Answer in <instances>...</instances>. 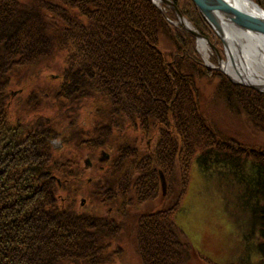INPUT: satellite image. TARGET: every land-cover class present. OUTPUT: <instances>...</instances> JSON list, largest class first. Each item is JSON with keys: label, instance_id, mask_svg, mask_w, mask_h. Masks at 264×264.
I'll return each instance as SVG.
<instances>
[{"label": "trees", "instance_id": "trees-1", "mask_svg": "<svg viewBox=\"0 0 264 264\" xmlns=\"http://www.w3.org/2000/svg\"><path fill=\"white\" fill-rule=\"evenodd\" d=\"M172 1L205 28L192 0ZM170 31L178 44L164 53L158 41ZM193 42L152 0H0V264L96 262L125 232L144 264H219L195 255L175 222L193 154L229 172L225 188L240 184L246 253L223 264H264V148L213 132L197 76L215 77L214 92L248 114L259 105L261 130L264 94L204 68ZM43 72L53 75L47 84L29 86ZM42 94L57 106L42 105ZM102 151L107 160H92ZM85 194L96 211L74 206Z\"/></svg>", "mask_w": 264, "mask_h": 264}, {"label": "rangeland", "instance_id": "rangeland-1", "mask_svg": "<svg viewBox=\"0 0 264 264\" xmlns=\"http://www.w3.org/2000/svg\"><path fill=\"white\" fill-rule=\"evenodd\" d=\"M152 1L164 12L166 21L169 22L173 28H181L185 32L193 35L194 42L192 43V46L194 49V55L195 53L197 54L199 59L198 62L201 65L209 71H216L220 73L230 82L234 83L231 76L235 78L236 75L233 73L229 74L226 70H224L225 65H223V62L225 63L226 57L224 53L223 40H221L214 27L206 18L203 16V18L207 20V23L205 28L201 29L200 26H197L196 22L186 18V16L181 13L180 9L175 4L179 12L182 14L183 19H185L188 27L202 35V37H196L187 28L184 26L182 27L176 11L170 5L161 0ZM259 6L264 11V7L260 4ZM166 8L172 9L175 17L168 16L166 14V10L168 9ZM174 35L175 33L173 34L170 31L167 34L160 36L158 47L161 51L167 53L168 51L172 52V50L176 48L178 44L176 41H178V39L175 41ZM202 38L204 45L201 46L199 45V41H202ZM183 44L181 43V46L186 47L187 44ZM191 50L192 49H190V51ZM221 60L222 64L220 65ZM61 70L62 69L59 71ZM46 76H48V78H45ZM52 76L53 75L50 72H43L41 78L35 80L34 73L30 75L32 83L29 86L39 89L42 85H46L49 78ZM197 77L199 78L198 84L200 87V103L198 110L203 113V117L209 124H213V132L219 133L231 144L251 146L256 149L264 148V130H261L255 121V118L260 116V113L258 112L262 111V108L260 109L259 105L251 106V114H248L240 109L241 106L239 107L237 102H228L214 92L215 77L209 74L206 76L202 75V77H199L198 75ZM234 84L248 87L253 91L259 92L258 90L245 84ZM16 92L17 90L14 88L11 92L12 96L16 95ZM44 98H46L49 102H43L42 105L49 108L51 104L55 106V100H53V98H49L48 94H42V96L40 95L39 102L43 101ZM54 111H47V116L45 115V117H52L55 115ZM87 112H89V110H85L84 107L81 114H79L78 121L80 125H88L89 113ZM35 113L37 114L36 111H29L25 113L24 116L29 118L34 116ZM45 122L48 124L47 118L45 119ZM51 142L54 145V148L61 147V143H59L57 138L52 139ZM57 151V153H61L58 149ZM108 158V151H102L97 154L95 159L92 158V160L105 161ZM89 159L90 158L86 159L83 164H86L87 166L90 165V167H92V161ZM237 161L238 159L235 162ZM215 166V163H210L208 160L200 163L193 154L188 164V179L185 189H183L184 193L181 196L179 208L175 212L174 217L177 226L180 228V235L184 241L187 242L188 246L192 249L195 255H204L216 263L223 264L236 260L240 255L246 253L242 237L245 233H249L250 231H248L247 227L241 224L242 219L246 218V212L239 211V203L237 202L235 196L238 194L237 192H239L237 191V188L240 184L235 185L233 188L230 187L231 189L225 188V186L229 185L227 182L231 176H229V172H227V170L223 167L218 168L216 166L215 168ZM216 169H222L224 173L220 171L216 175ZM86 187L88 188L91 186L86 184ZM66 188L71 191L73 190L71 186H67ZM160 188V194H162L161 192H165L167 190L166 187L164 188L163 186L162 188L161 185ZM231 190H234L233 194H231ZM243 190H240V192L242 193ZM63 196V191L59 190L58 198L61 200ZM91 201L94 200L90 199V204ZM87 202L88 199L85 194L83 197L76 198L74 206L78 207L77 209L79 210L86 209L88 211L89 209V212L96 211L91 210L90 204L87 205ZM83 204L87 207L83 208ZM107 210L108 209L105 208L104 212ZM98 232L102 234L103 229L99 228L97 233ZM132 237L131 232H128L127 234L126 232L123 233L122 236L113 243V245L115 244V246H117V249L114 250L110 245H103L100 248V257L98 261L96 260V262H92L94 259L89 261L85 260L86 257H83V259L73 261L65 260V264H144L142 258H140V255L134 247ZM247 254L251 260H255L253 250L250 249Z\"/></svg>", "mask_w": 264, "mask_h": 264}, {"label": "bare ground", "instance_id": "bare-ground-1", "mask_svg": "<svg viewBox=\"0 0 264 264\" xmlns=\"http://www.w3.org/2000/svg\"><path fill=\"white\" fill-rule=\"evenodd\" d=\"M228 1L240 7L247 14L258 15L260 13L261 7L254 0ZM184 21L185 19H182V22ZM218 21L217 23L219 25L221 23L224 27L222 34L224 33L227 44L224 51L226 61L223 62L225 70L236 75L234 79L239 78L255 85L264 83V35L240 29L232 25L228 19L224 21L220 18ZM203 42L202 38L199 45H204Z\"/></svg>", "mask_w": 264, "mask_h": 264}, {"label": "water", "instance_id": "water-1", "mask_svg": "<svg viewBox=\"0 0 264 264\" xmlns=\"http://www.w3.org/2000/svg\"><path fill=\"white\" fill-rule=\"evenodd\" d=\"M168 5H170L175 11L176 14L180 20V23L182 27L184 26L187 28L190 32H192L196 37H202V35L192 30L190 27H188L187 23L184 21L182 22L183 16L177 9L175 3L171 0H161ZM196 7L199 9V11L203 14V16L209 21V23L214 27L216 30V33L218 36L223 40L224 44V51L227 46L226 39L224 38V27L217 23L218 20L228 19L232 25H235L236 27L247 30L250 32H256L261 35H264V11L260 9V13L258 15H251L243 12L240 7L237 5H234L230 3L228 0H192ZM219 22V21H218ZM232 63L234 64V61L231 56ZM222 64V60L220 61V65ZM224 65V63H223ZM225 70V69H224ZM230 74V72H228ZM231 79L234 81V83H241L248 86H251L252 88L258 90L261 93H264V83H260L259 85H255L254 83H249L248 81H244L242 79H234L231 77Z\"/></svg>", "mask_w": 264, "mask_h": 264}]
</instances>
